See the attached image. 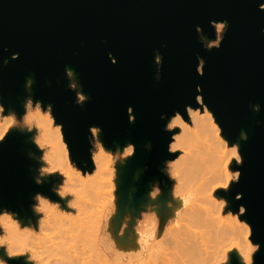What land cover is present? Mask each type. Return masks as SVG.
I'll list each match as a JSON object with an SVG mask.
<instances>
[{"label":"water","instance_id":"95a60500","mask_svg":"<svg viewBox=\"0 0 264 264\" xmlns=\"http://www.w3.org/2000/svg\"><path fill=\"white\" fill-rule=\"evenodd\" d=\"M264 0H0V103L21 111L27 78L33 75L32 97L52 105L56 123L69 145L71 159L92 171L90 126L101 128L103 144L130 142L135 155L129 175L145 167L139 190L148 181L171 183L162 171L178 152L168 151L172 133L167 119L196 103L202 88L229 144L240 142L238 182L218 195L231 202L251 227L258 245L253 264H264ZM227 21L219 48L208 50L200 33L216 38L211 21ZM197 26L202 31L197 32ZM205 45V46H204ZM163 58L157 79L155 55ZM18 54V58H13ZM109 54L115 57L113 63ZM204 74L199 75L203 65ZM75 70L82 93L77 104L66 69ZM259 105V111L253 109ZM133 108L128 114L127 109ZM166 114L165 119L161 115ZM135 116V122L129 118ZM242 131L246 139H241ZM150 145L149 149L146 148ZM37 152L29 134L9 132L0 141V208L31 215L36 193L55 198L54 180L37 184ZM242 194L237 199V194ZM10 264H26L12 259ZM231 264H242L232 256Z\"/></svg>","mask_w":264,"mask_h":264},{"label":"bare ground","instance_id":"6f19581e","mask_svg":"<svg viewBox=\"0 0 264 264\" xmlns=\"http://www.w3.org/2000/svg\"><path fill=\"white\" fill-rule=\"evenodd\" d=\"M67 69L74 71L70 66ZM29 79L34 80L33 75L28 76L27 81ZM208 111L213 117L212 122H208L207 117L201 120L200 117L204 113L202 114L200 111L197 116L190 118L194 126L200 129L201 143L189 145L187 140L191 135L188 133L182 141L184 146L179 149L181 150V156L177 159L179 163L176 161L172 163H175V170L179 172V175L174 177L178 182L179 191L182 193L193 191L194 199L187 208L183 206L182 198L178 195L174 198L175 204L172 208L167 205H157L155 209L148 202L145 216H155V235L147 244H141L138 230H142L141 226L138 227L135 220L132 219L129 232H127L129 240L125 248L126 252H123V256L120 254L122 258L119 256V259L117 258L118 260L113 264H129V262L131 264H222L226 253L224 247L228 239H240L245 234L244 239L247 241L249 230L242 228L237 221L225 219L222 208L215 201L214 188L212 192H209L210 185L221 184L225 180L223 161L230 157V150L233 146H236L239 151L240 142H236L239 146L236 143L229 145L212 112ZM193 112L196 113L197 109L193 108ZM28 117L30 119L26 121L32 126L50 124V127L39 129L41 136L43 137L47 132L48 136L61 146L62 151H68V149H63L65 140L63 139L61 124L53 129L52 118L43 115L41 109L35 113H29ZM45 117H50L51 123ZM212 123H215L217 127L213 128ZM217 130H219V135H217ZM242 133L246 134L245 131ZM241 139L243 138L240 136ZM104 159L106 158H101V164ZM93 163L95 169L92 173V179H89L87 175L86 177L74 175V179L82 187L88 186L91 197L96 199V190H102L100 185L96 189V181L101 176H97L98 169L94 159ZM172 164L168 165L171 172L173 171ZM64 166L69 168L68 160L65 161ZM103 172L101 171L100 175ZM112 180L107 185L111 189V191L106 192L109 196H112L115 190ZM209 193L212 194L209 195ZM80 200L82 197L78 196L74 202L76 216L64 215L56 209L53 215L49 217L48 224L44 225V231L55 233V235L43 236L38 225L29 226L34 232L32 239L39 241V243L32 245L36 249L35 253L30 252L31 257H34L38 264H44L45 261L47 264H96V251H98L96 249H103L100 247L101 242L103 243L102 239L109 235L102 239V236H98L101 240L96 241V233H98L96 231L102 227H97L99 224H96V214L86 215ZM177 211L181 213L179 217L176 216ZM41 215L44 216V214ZM177 220L179 221L178 226ZM108 227L110 230L114 228L111 218ZM116 233L114 232V235ZM106 240L107 238L104 241ZM108 242H111L110 238ZM110 245L111 243L108 244V248L105 244L104 249L110 250ZM234 251L238 256L251 262V256L244 248H236Z\"/></svg>","mask_w":264,"mask_h":264},{"label":"rangeland","instance_id":"374dc122","mask_svg":"<svg viewBox=\"0 0 264 264\" xmlns=\"http://www.w3.org/2000/svg\"><path fill=\"white\" fill-rule=\"evenodd\" d=\"M222 35H223V30H220L217 33V39L216 40L210 41L206 36L202 35L201 33H200V38H201V40L204 41L206 46H208L210 44L214 47L215 44L218 42V38ZM73 72L75 74L73 79L76 82L77 99H78L80 95H83V93L82 92L79 93V90H81V86L79 84V80H78V77L75 73V70ZM69 83H70V80H69ZM28 96H32V89H31V87L29 88L26 84L25 94L20 100L21 111H18L17 109L13 108L12 106L5 107L4 105H2L0 103V129H2L3 126L8 125L9 123H11L13 125V128L9 129L8 133L12 132V131H21L20 129H18L16 127L32 126L28 121L21 118V116L23 115V113L25 111L24 104H25V100ZM37 105L38 104L35 101L27 102L26 103V115L28 116L29 113H35L37 111ZM39 106H40L39 109H41V110L43 109L42 110L43 115H48L52 118L53 129H56L59 123H56L55 118L52 115V108L51 107L44 108V106H42V104H39ZM30 107H31V109L29 110ZM199 111L202 114L204 113V109L199 108ZM186 122L189 124L190 127L196 128L194 126V124L191 122L190 118L188 120H186ZM61 130H62V127H61ZM33 131L35 133V129ZM175 131L178 132L179 129L177 128ZM21 132L28 133L26 130L21 131ZM97 132L98 133H96V135L95 134L91 135L92 157L94 155L98 154L100 152L101 148H103L105 151H107L111 155L112 163L110 165L109 170L104 171L102 173V175H100V176L101 177L111 176V179H113L112 181H113V184L115 187L113 195L109 196L106 194V192L109 189L107 186L109 181L108 180H102L100 177L99 180L96 181V189L100 185L102 190H96V199H93V197H91V191L89 190L88 186L86 188H84L81 185H79L78 182L74 179V177H75L74 175H76V171H79L80 174L84 177H86V175L88 178L92 177V175H93L92 173L95 169L94 163H93L92 171L83 172L71 158L68 159V165L71 169H74L75 171H72V173H71L72 180H68L67 187L77 189L75 194L72 195L71 197L69 196L63 200L54 191L53 192L56 195L55 198H52V197L46 196V195H42V194H40V195L42 198L48 199L51 204L57 205L56 209L58 212H60L64 215H68V216L69 215L76 216L77 212H76V208H68L67 201L71 200V202L74 203L78 199V196L82 197V200H80V201L82 203V206L84 207V209H83L84 212L86 213V215L87 214L88 215L96 214V224H99V225H97V227L98 226L102 227V229L98 228V231H96V232H98V233H96V235H97L96 241L100 239L98 236H102L101 237V239H102V238H105L106 236L109 235L106 238L108 241H109V238L111 239V242H108L107 240H106L107 242L104 241L106 238L102 239L104 244L101 242L100 247H102L103 249H101V248H100V250H99V248L96 249V250H98V251H96V264H113L116 260L119 259V256H120V258H122L121 255L123 254V252H126L125 248L127 246V241L129 240L128 239L129 234L127 232H129V225H130L132 219L135 220L138 227L141 226V222L144 220L145 213L147 211L148 202L155 209H156L157 205H160V206L167 205L169 208H172L173 205L175 204L174 198L177 197V189H179V187H178V182L175 178H170V180H171L170 184H168L167 182H164L163 185L160 184V182L157 179H152V180L147 182L144 190H139V188L141 186L140 180H141V178L145 172V167H142V166L136 167L134 170H132V172L129 175H127L126 169H127L129 160L132 156L124 157L123 147H127V144L130 142L129 141L125 142L122 145L116 144L113 148H108L103 144L102 138H101V133L99 135V130H97ZM28 134H29V141L32 142V138H31L32 134L31 133H28ZM189 134L191 135V133H189ZM38 137L40 139L43 138L41 136L40 131L38 132L37 136L33 137V140L35 141ZM63 139H64V137H63ZM194 143L200 144L201 138H199V140H195ZM227 143H228V141H227ZM229 145H233V144H229ZM117 147L121 150L120 152L115 151L117 149ZM36 148H37V146H36ZM146 148L149 149V145H147ZM48 151H49V147L47 145L45 146L44 149H42L41 152L38 150V148H37V152L30 151L31 156L37 161V166L35 168H33L35 180H36V177L39 175L38 170L40 167H42V168L43 167H50V165L46 161L43 160V155L45 153H47ZM68 152H69V149H68ZM177 152H178V156L174 160L166 161L162 167V169H165V171H163V172L165 174H166V172L169 174V175L166 174L168 177L171 174V171L168 169V165L177 161V159H179V157L181 156V150H178ZM238 154H240V148H239ZM40 155H41L42 162L39 161ZM134 155H135V152H134ZM122 160H125V161L123 163H121ZM92 161H93V159H92ZM234 164H237V162H236L235 158H232L231 162L228 166V172L230 175H234L237 172V171H234L232 169ZM65 168L68 169L66 166H65ZM45 175H46V177H45L44 182H49L51 180H54V184H58L62 180V177H61L62 174L59 172L52 174L50 176H47L48 174H45ZM224 178H225V176H224ZM64 179H67V178L64 177ZM73 180L75 181L74 183L72 182ZM232 182H235V179H232ZM232 182H230V185ZM215 185H217V184L214 183V184L209 186V187H211L209 192H212L213 188H214V195H215V199H216L215 201L219 206H220V204H219L220 200L227 201V203L225 204V207L222 208L224 218L237 221L238 225H240L245 230H246V228H247V230H249V235L247 237V241H245V239H244L245 234L242 235V237L240 239L231 238V239H228L226 241V243H225L226 245L224 247L226 253H225V251H224L225 254L223 253L225 256V260L222 262V264H231L232 256H236L238 258L239 262L242 264H253L254 263L253 256L256 253V251L258 250V245L253 243L251 240V227L245 220L242 219L243 214H241L239 211L235 212L231 209V202L228 198L218 195L219 190H226V189H224L222 187H214ZM230 185H229V188H230ZM63 186H64V184H63V182H61L57 187V191H59L60 188ZM153 192L156 193L155 196L152 195ZM34 203H35V201L32 198V203L30 206L31 215L27 214L25 211L22 214H19L17 212H13V211L8 210L6 208H0V215L8 214V215L13 216V218L16 219L18 223H20L21 228L29 227L31 225L36 226L37 225V222H36L37 216L34 215L33 210H32V205ZM110 218L112 221V225H114V228L117 226L115 229L113 228V230H115L114 232H117L115 235H114L113 230H110L108 227V223L110 221ZM40 219H43V216L41 214H40ZM115 223H116V225H115ZM138 230H140V229H138ZM243 232H245V231L243 230ZM3 234H5V233L2 229V227H0V235H3ZM99 234H102V235H99ZM107 243L108 244L111 243L110 250L108 249L109 247H108ZM105 244L108 247V248H106L107 250L104 249ZM103 245H104V247H103ZM236 248H244L247 251V253L251 256V262H248L247 260L238 256L235 253L236 251H234V250H236ZM25 255L28 257H31L30 252L26 253ZM31 258L32 259L30 260V264H38L37 260L34 257H31ZM0 259L4 260L5 264H10L9 261L12 260V259H9L5 255V251L3 248H0ZM16 259L21 260L22 262L26 263L24 256H20Z\"/></svg>","mask_w":264,"mask_h":264},{"label":"clouds","instance_id":"9594fccd","mask_svg":"<svg viewBox=\"0 0 264 264\" xmlns=\"http://www.w3.org/2000/svg\"><path fill=\"white\" fill-rule=\"evenodd\" d=\"M260 9L264 10V4H260ZM219 22V23H218ZM212 26L215 29V33H216V38L213 40L217 39V33L220 30H223V34L227 31V27H228V22L225 21H211ZM197 32L200 33L202 31V29L197 26ZM223 40V35L220 36L218 38V42L215 44L214 47L219 48L221 45V42ZM211 41V40H210ZM205 46V45H204ZM208 50H211L213 48L212 45H208L205 46ZM110 58L112 59V62L115 63V57H112L111 54H109ZM13 58H18V54H14ZM198 61L199 63H202L203 67L201 70H198L197 73L199 75H203L204 74V64L205 61L203 58L198 57ZM163 62V58L162 55L160 53H157L155 55V63L157 65V75L156 78L159 79L160 78V66L162 65ZM66 75L70 80L69 83V88L73 91H76L77 93V86H76V82L73 79L74 78V72L71 69H66ZM32 84V80L29 79L27 82V86L30 88ZM197 95H196V103L199 106H202L204 109V115L201 117V120L204 119V117L207 116L208 113H210L209 107L208 105L204 102V98L202 95V88L200 85H197ZM83 92L82 90H79V93ZM85 99L89 100L90 97H88L87 95L83 94L80 95L78 99H76V103L83 105V101H85ZM31 101H35L38 105L42 103V101L39 100H34L32 96H28L25 100V111L23 113V115L21 116V118L28 120V116L26 115V103L27 102H31ZM43 104V103H42ZM44 108H48L51 107V104H48L47 106L43 105ZM259 105H254L253 109L255 111H259ZM193 106L191 105H186L185 106V112L187 113V117L188 119L191 118L194 114L193 112ZM197 109V112H199V107H195ZM43 110V109H42ZM53 110V108H52ZM128 114L131 113L133 111V108L130 106L128 109ZM211 114V113H210ZM166 118V114H162L161 115V119H165ZM211 118L213 119L212 115ZM56 120V118H55ZM129 122L130 123H134L135 122V116L134 117H130L129 118ZM61 124V123H59ZM62 125V130H63V124ZM41 127H50L49 125H40L37 124L35 126H25V127H16L18 129H20L21 131H27L28 133L32 134V142L37 146L38 150L41 152L42 149L45 148V146L47 145L49 147V151L47 153H45L43 155V160L46 161L50 167H40L39 168V175L36 177V183L37 184H41L44 182L46 175L50 176L52 174H55L57 172L62 174V180L58 183V184H54L52 187V191H54L62 200L67 198V197H71L72 195L75 194V192L77 191V189L74 188H69L67 187V183L68 180H72V176L71 173L72 171H75L74 169H71L70 167L68 169L65 168V161L71 158V152L68 151H62L61 150V146L55 142L54 140H52L47 132H45V134L43 135V138L40 139V141L38 142L37 139L34 141L33 137L38 135L39 129ZM215 127H217V125H215ZM13 128V125L11 123H9L6 126H3L2 129H0V141L4 140L5 135L8 133L9 129ZM179 129V131H175L176 129ZM35 129V133L34 130ZM91 130L92 134H96L97 130H99V135L101 133V128H99L98 126H90L89 128ZM165 131L172 133L171 135V139L169 142V148L168 151L172 152V153H176L180 148H182L184 145L182 143V141L184 140V138L187 136L188 133H191V136L188 138L187 143L189 145L194 144L195 140H199L200 138V129L199 128H192L189 126V124L186 122V119L184 118V114H183V118H182V113L177 110L175 111V113L167 119V123L165 125ZM57 131H60V129H57ZM64 134V132H63ZM241 137L243 139H246V134L241 133ZM175 141V142H173ZM90 144L91 140H90ZM236 145L239 146L238 143H236ZM150 147V145H149ZM69 145L67 143V141L64 143L63 145V149H68ZM233 148H235V150L238 153V149L236 146H233ZM117 152H120L121 150L117 147V149L115 150ZM91 152V149H90ZM135 152V145L132 143H128L127 147H123V155L124 157H130L133 156ZM92 159H94L96 161L97 164V176H100L101 171H108L110 168V165L112 163V159H111V155L105 151L103 148H101L100 152L98 154H96L95 157H91ZM101 158H106L103 160V163L101 164ZM181 159H183V157H181ZM235 160L237 162V164H242L243 162V158L240 154H238L235 157ZM39 161L42 162L41 160V155L39 157ZM125 160H122L121 163H123ZM176 163H179V161H176ZM225 167H224V174H225V180L223 181V183L221 184H217L214 187H222L224 189H228L230 182H232V178L231 175L228 172V161L225 160L224 162ZM42 165V164H41ZM171 167L173 168V171L171 172L169 178H174L176 176L179 175V172L175 170V163L171 165ZM162 171H165V169H162ZM237 176L235 178V182H238L241 173L238 170L237 172ZM167 175H169L166 172ZM81 174L79 171H76V176L79 177ZM64 177H66L67 179H64ZM89 179H92V177H89ZM102 180H111V176L108 177H101ZM63 182L64 186L60 188L59 191H57V187L58 185ZM73 183L75 182L74 180L72 181ZM108 191H111V189H108ZM153 196L156 195L155 192L152 193ZM177 195L180 196L182 198V203L183 206L185 208H187L189 206V204L192 202V200L194 199V192L193 191H187V192H180L179 189H177ZM237 199H241L242 198V194L238 193L237 194ZM35 203L32 205V210L34 215L37 216V225L40 228V231L42 233L43 236H51V235H55V233H49L44 231V225L48 224L49 222V217H51L53 215V213L55 212L57 205L55 204H51L49 202L48 199L42 198L40 193H36L33 197ZM68 203V208H75L76 205L75 203L71 202V200L67 201ZM227 203V201L224 200H220L219 204L220 207H223L225 204ZM239 212L241 214H244L246 212V208L241 205L239 207ZM40 214H44L43 219H40ZM181 215L180 211L176 212V216L179 217ZM179 224V221L177 220V226ZM51 226V225H50ZM0 227H2L3 231L5 234L0 235V248H3L5 251V255L9 258V259H16L20 256H24L25 260H26V264H30V260L32 259L31 257L26 256L25 254L28 252H32L35 253L36 249L34 247H32L33 244L39 243L38 240H33L32 237L34 235V232L29 228V227H23L21 228L20 223L17 222L16 219L13 218V216L8 215V214H4V215H0ZM141 229L139 230V235H140V242L141 244H147V242L155 235V231H156V219L155 216H145L144 220L141 222ZM37 259H39V257H36ZM0 264H5L4 260L0 259ZM44 264H47V261L44 262ZM129 264H131V262H129Z\"/></svg>","mask_w":264,"mask_h":264},{"label":"snow or ice","instance_id":"6c2138e0","mask_svg":"<svg viewBox=\"0 0 264 264\" xmlns=\"http://www.w3.org/2000/svg\"><path fill=\"white\" fill-rule=\"evenodd\" d=\"M39 105H37V110L39 111ZM198 115V113H194L193 114V116H197ZM202 117V116H201ZM201 117H200V119H201ZM207 120H208V122H212L213 121V119L211 118V114L210 113H208L207 114ZM27 119H30V117H28ZM45 119H48L49 120V123H51V119H50V117H45ZM212 126H213V128H215V123H212ZM217 135H219V130H217ZM37 141L39 142L40 141V138L38 137L37 138ZM222 143H225L226 144V142H224V141H222ZM231 155H230V157H228V159H226L227 161H228V165H227V167L229 166V164H230V162H231V159L232 158H235L237 155H238V153H237V151L235 150V148H231ZM224 162H225V160L223 161V169H224V167H225V164H224ZM236 176H237V173H235L234 175H231V178L232 179H235L236 178ZM212 193H209V195H211ZM223 207H225V205L223 206ZM223 207H221V208H223Z\"/></svg>","mask_w":264,"mask_h":264}]
</instances>
